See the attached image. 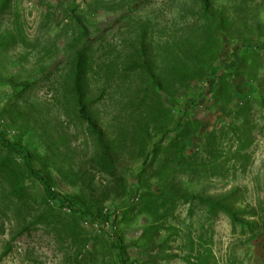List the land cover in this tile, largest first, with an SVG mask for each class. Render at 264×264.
Wrapping results in <instances>:
<instances>
[{
    "label": "rangeland",
    "instance_id": "374dc122",
    "mask_svg": "<svg viewBox=\"0 0 264 264\" xmlns=\"http://www.w3.org/2000/svg\"><path fill=\"white\" fill-rule=\"evenodd\" d=\"M0 120L116 218L53 209L0 148V264H264V0H0ZM228 196L248 226L209 214Z\"/></svg>",
    "mask_w": 264,
    "mask_h": 264
},
{
    "label": "trees",
    "instance_id": "16d2710c",
    "mask_svg": "<svg viewBox=\"0 0 264 264\" xmlns=\"http://www.w3.org/2000/svg\"><path fill=\"white\" fill-rule=\"evenodd\" d=\"M9 1L10 0H1V12H4L9 5ZM207 9V8H206ZM80 73H76V79H75V90L78 89V82H79V75ZM79 105L81 106V108H83L82 103H79ZM189 136V131L188 128H184L181 131H179L177 133V136L174 137V143H175V147L178 144L183 143V141ZM179 138V139H178ZM182 140V143H181ZM0 148L6 152V158L4 159V161L1 163V168L2 169H7V163L5 160H9V159H15L18 158L21 160V167H22V171L24 174H26L28 177H30L31 179H33L35 182L39 183L40 186L42 187L43 190V196L45 201L53 208V209H59V208H63V207H67L70 209L71 213H73V215L80 221H86V222H91V223H97L99 225H101L102 227H112L111 225H114L113 221L115 218V211L113 210L110 213L101 215V214H94L86 209H84L79 201L73 197H69L67 195L61 194L56 192L53 189V186L51 184V181L45 177L41 172H39L38 170H36L34 163H33V158L31 153L29 152V150L24 147L20 142H16V141H11L7 135L6 132L1 124V120H0ZM17 192L15 194H13V196H15L18 199V203L15 204V208L16 209H23L27 206V201H26V193H25V189H15ZM19 190V191H18ZM232 196H228L225 197V201L222 202V200L218 203H207V207H208V212L211 216H213L216 211L220 208L218 204H221L223 206V210H225V212L230 216L231 220L233 221V223H238L241 222L243 225V227L248 226L246 225L247 223L245 221H239V214H244V213H232L230 211V207H227L230 205V203L232 202ZM43 219V221L45 222V220L47 219L46 217L42 216L41 217ZM41 219V220H42ZM116 221V220H115ZM249 228V227H248ZM255 229H257L258 227L255 226L253 227ZM252 228V229H253ZM29 233V227H27L26 229H23L21 231L22 234H26ZM103 233V231H102ZM116 253H118V255L121 253V250L117 247L114 248ZM121 256V255H120ZM119 256V258H121ZM121 261V259H120Z\"/></svg>",
    "mask_w": 264,
    "mask_h": 264
},
{
    "label": "built area",
    "instance_id": "2783aa9c",
    "mask_svg": "<svg viewBox=\"0 0 264 264\" xmlns=\"http://www.w3.org/2000/svg\"><path fill=\"white\" fill-rule=\"evenodd\" d=\"M99 226H100L99 224L95 223L94 228L99 229Z\"/></svg>",
    "mask_w": 264,
    "mask_h": 264
},
{
    "label": "crops",
    "instance_id": "0c3cea01",
    "mask_svg": "<svg viewBox=\"0 0 264 264\" xmlns=\"http://www.w3.org/2000/svg\"><path fill=\"white\" fill-rule=\"evenodd\" d=\"M259 259H261V258H259ZM257 262H259V261H257Z\"/></svg>",
    "mask_w": 264,
    "mask_h": 264
}]
</instances>
